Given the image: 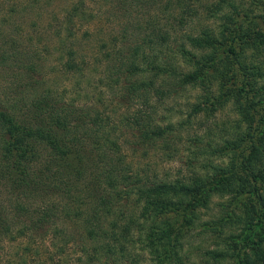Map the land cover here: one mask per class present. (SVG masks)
<instances>
[{"label": "trees", "instance_id": "obj_1", "mask_svg": "<svg viewBox=\"0 0 264 264\" xmlns=\"http://www.w3.org/2000/svg\"><path fill=\"white\" fill-rule=\"evenodd\" d=\"M192 1L176 0L173 13L166 2L165 21L150 23L133 47L107 53L108 45H98L108 54L101 83L145 103L134 113L115 107L114 118L104 113L109 108L101 110L102 101L68 103L55 96L50 81L0 96V239L32 237L30 230L51 225L55 238L66 239L53 245L59 254L80 236L74 247L86 264H194L188 247L205 235L215 246L205 253L213 264H264V0L255 11L222 0L207 10L208 23L198 33L191 22L204 14ZM87 14L83 0L70 5L57 35L68 75L89 66L82 44L76 47L77 20ZM95 35L88 30L81 40ZM25 57L15 62L37 73ZM11 61L0 50V66ZM190 89L201 94L189 103L186 119L183 111L160 109L159 101L166 106ZM228 107L237 118L222 130L212 121ZM196 121L203 135L184 141ZM126 128L137 146L178 161L179 172L164 176L151 164L130 163L119 134ZM58 222L73 232L57 229Z\"/></svg>", "mask_w": 264, "mask_h": 264}, {"label": "rangeland", "instance_id": "obj_2", "mask_svg": "<svg viewBox=\"0 0 264 264\" xmlns=\"http://www.w3.org/2000/svg\"><path fill=\"white\" fill-rule=\"evenodd\" d=\"M74 1L80 0H0V50L9 53L12 61L7 66H13V69L0 66V96H5V92H16L14 93L16 96L18 93H25L28 90V85H34V80L45 83L50 81L48 86L56 89L57 92L54 95L57 97L62 95L63 99H61L68 103L74 100L80 103L82 101L83 105L85 102L92 105L93 102L102 101L101 110L105 111L109 108L104 113H109L114 118H117L115 110L124 115L136 112L137 109L145 106V103L125 98L120 88L108 90L100 81L108 68L107 60H105L107 53L113 51V46L116 49L125 50L141 43L150 23L164 22L167 18L168 14H164L163 11L166 2L169 3L171 13L178 11L175 4L176 0H128L127 3H121L120 0H109L108 2L105 0H83L88 9V17L84 20H77L79 26L76 28V33H78L79 41L76 43L78 45L76 47L78 48L82 44V47L80 46L81 55L85 57L89 66L82 74L68 75L61 64L62 57L64 55L66 57L67 53L56 50V47H60L57 35L64 30L62 19L69 6L76 3ZM198 1L197 3L193 0L190 6L199 9L201 15L204 14V16L201 21L196 19L195 22H191L192 33H198L205 27L204 25L208 23L204 20L206 19L205 13L209 8H215L222 0ZM229 1L235 2L242 11L249 9L255 11V5L259 0ZM88 30L96 32L95 37L89 42L82 41L83 38L88 39L87 36L85 37ZM185 32L186 30L181 34L183 35ZM62 36L65 38L66 32ZM109 40L111 41L109 42ZM103 41L108 43H102ZM70 44H75V41L70 40ZM95 44L102 47L108 45L107 48H104L107 53L101 54V47L98 46L100 49H97L98 55H95ZM173 44L176 45L175 42ZM23 51L27 53L26 57L17 54ZM170 51L172 50L168 52ZM23 57L31 66H37V73L27 74L25 66L15 62H19L17 59ZM172 57L170 56L169 59L172 60ZM115 58L116 56L114 60ZM97 59H100L101 64L93 63ZM115 62L118 60L116 59ZM14 94L10 95L14 96ZM199 94L201 93L198 90L190 89L166 106L159 101L160 109L175 108V112L183 111L184 117L183 115L176 116L174 121L179 120L180 117L186 119L190 114L189 105L196 102V97ZM232 107L222 111L218 115L217 121H212V123L222 130H229L237 118ZM159 115L162 116V110H160ZM186 130L190 132L186 133ZM186 130L183 131L184 134L186 133L184 141H188L189 136L194 138L203 135L202 124L197 121L191 128L187 127ZM119 134L127 143L123 146V150L128 155L130 163L134 161L136 166L151 164L153 172L164 174V176L179 172L181 164L178 161L167 162L164 160L162 152H156L150 148L145 150L137 146L132 129L126 128L121 130ZM145 153H150L148 158ZM32 203H36V201H32ZM37 205L40 206L41 204ZM206 219L208 220V218ZM56 225L57 229L65 226L71 232L74 230V227L67 223L64 225V223L58 222ZM51 227L50 225L45 229L30 230L32 237L28 235L24 238L14 239L12 236H8L0 239V264L16 261L21 264L22 260L27 264H86L84 254L74 247V243H79L80 236H73L66 252L59 254L58 249L53 245L63 246L66 239L55 238L53 234L55 227H52L53 231H49ZM16 231L18 230L16 229ZM204 236L196 238L188 247L194 252L192 254L194 264H213L209 262L205 253L215 246L211 241L206 243L208 238ZM140 264L148 263L141 262Z\"/></svg>", "mask_w": 264, "mask_h": 264}]
</instances>
